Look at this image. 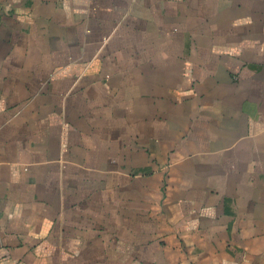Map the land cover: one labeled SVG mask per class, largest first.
<instances>
[{
  "label": "crops",
  "instance_id": "1",
  "mask_svg": "<svg viewBox=\"0 0 264 264\" xmlns=\"http://www.w3.org/2000/svg\"><path fill=\"white\" fill-rule=\"evenodd\" d=\"M0 264H264V0H0Z\"/></svg>",
  "mask_w": 264,
  "mask_h": 264
}]
</instances>
